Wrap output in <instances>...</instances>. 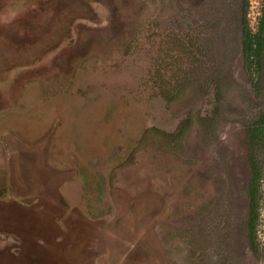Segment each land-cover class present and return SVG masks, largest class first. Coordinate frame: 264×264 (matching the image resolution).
I'll use <instances>...</instances> for the list:
<instances>
[{
    "label": "rangeland",
    "instance_id": "rangeland-1",
    "mask_svg": "<svg viewBox=\"0 0 264 264\" xmlns=\"http://www.w3.org/2000/svg\"><path fill=\"white\" fill-rule=\"evenodd\" d=\"M5 1L0 264H264L263 0Z\"/></svg>",
    "mask_w": 264,
    "mask_h": 264
},
{
    "label": "trees",
    "instance_id": "trees-1",
    "mask_svg": "<svg viewBox=\"0 0 264 264\" xmlns=\"http://www.w3.org/2000/svg\"><path fill=\"white\" fill-rule=\"evenodd\" d=\"M264 0L262 2L261 16L259 18L258 29L252 32L246 24L241 32L242 37V50L245 61V66L250 69L254 64H260L262 59V54L264 50ZM190 52V51H189ZM248 134L251 144L257 142H263L264 140V111H262L257 119L248 125ZM253 152H250L249 162L251 168V181H250V192L253 194L255 188L257 187V182L260 176V167ZM255 207L251 206L249 229L252 231V221L254 220Z\"/></svg>",
    "mask_w": 264,
    "mask_h": 264
},
{
    "label": "crops",
    "instance_id": "crops-1",
    "mask_svg": "<svg viewBox=\"0 0 264 264\" xmlns=\"http://www.w3.org/2000/svg\"><path fill=\"white\" fill-rule=\"evenodd\" d=\"M17 13V8L13 4L11 5L5 0H0V23H3L5 20L18 18ZM6 78L7 76L0 74V83H3Z\"/></svg>",
    "mask_w": 264,
    "mask_h": 264
},
{
    "label": "flooded vegetation",
    "instance_id": "flooded-vegetation-1",
    "mask_svg": "<svg viewBox=\"0 0 264 264\" xmlns=\"http://www.w3.org/2000/svg\"><path fill=\"white\" fill-rule=\"evenodd\" d=\"M49 116H50V114L47 112L43 115L42 118L38 117V115H31L30 117H28L27 123L33 121V123H35V125H38L44 121V124H45V122L49 119ZM29 124L30 123L26 124L27 128L29 127ZM25 130L30 131V127H29V129H25Z\"/></svg>",
    "mask_w": 264,
    "mask_h": 264
}]
</instances>
